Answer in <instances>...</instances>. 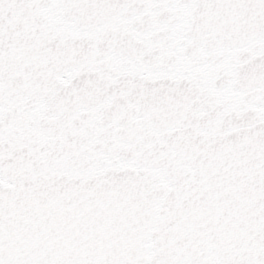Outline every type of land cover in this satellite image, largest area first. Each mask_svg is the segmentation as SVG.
Here are the masks:
<instances>
[{"label":"snow or ice","instance_id":"obj_1","mask_svg":"<svg viewBox=\"0 0 264 264\" xmlns=\"http://www.w3.org/2000/svg\"><path fill=\"white\" fill-rule=\"evenodd\" d=\"M0 264H264V0H0Z\"/></svg>","mask_w":264,"mask_h":264}]
</instances>
